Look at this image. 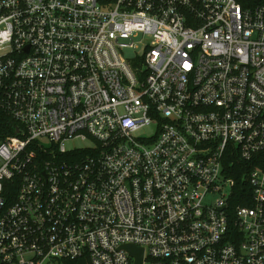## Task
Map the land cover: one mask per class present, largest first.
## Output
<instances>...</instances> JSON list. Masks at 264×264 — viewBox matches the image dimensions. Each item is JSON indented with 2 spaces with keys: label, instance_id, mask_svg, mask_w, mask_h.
Listing matches in <instances>:
<instances>
[{
  "label": "built area",
  "instance_id": "built-area-1",
  "mask_svg": "<svg viewBox=\"0 0 264 264\" xmlns=\"http://www.w3.org/2000/svg\"><path fill=\"white\" fill-rule=\"evenodd\" d=\"M1 125L0 264H264V0H0Z\"/></svg>",
  "mask_w": 264,
  "mask_h": 264
},
{
  "label": "trees",
  "instance_id": "trees-1",
  "mask_svg": "<svg viewBox=\"0 0 264 264\" xmlns=\"http://www.w3.org/2000/svg\"><path fill=\"white\" fill-rule=\"evenodd\" d=\"M0 126V132H2ZM246 163V164H245ZM254 165L264 166V152L255 155L252 160L248 162L233 161L232 164L227 166L228 175L235 179V187L232 191L231 197L229 199V204L232 208L239 204H248L249 202H244L242 200L243 196H249L251 193V187L247 184L244 179L247 168H251ZM64 264H89L85 258H77L73 260H64Z\"/></svg>",
  "mask_w": 264,
  "mask_h": 264
},
{
  "label": "water",
  "instance_id": "water-1",
  "mask_svg": "<svg viewBox=\"0 0 264 264\" xmlns=\"http://www.w3.org/2000/svg\"><path fill=\"white\" fill-rule=\"evenodd\" d=\"M126 249L131 252V253H136L138 251V249H136L135 247L128 245L126 246ZM139 251H141V249H139ZM140 260V257H138V261Z\"/></svg>",
  "mask_w": 264,
  "mask_h": 264
},
{
  "label": "rangeland",
  "instance_id": "rangeland-1",
  "mask_svg": "<svg viewBox=\"0 0 264 264\" xmlns=\"http://www.w3.org/2000/svg\"><path fill=\"white\" fill-rule=\"evenodd\" d=\"M124 53H125L127 56H129V55H131L133 52H132L131 50H125Z\"/></svg>",
  "mask_w": 264,
  "mask_h": 264
}]
</instances>
